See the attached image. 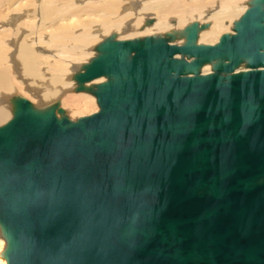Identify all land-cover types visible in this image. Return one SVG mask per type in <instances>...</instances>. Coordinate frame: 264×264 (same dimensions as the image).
<instances>
[{
	"label": "water",
	"instance_id": "water-1",
	"mask_svg": "<svg viewBox=\"0 0 264 264\" xmlns=\"http://www.w3.org/2000/svg\"><path fill=\"white\" fill-rule=\"evenodd\" d=\"M254 5L215 46L196 44L197 24L183 47L102 41L74 76L100 112L75 124L56 105L13 101L0 127L7 264H264V0Z\"/></svg>",
	"mask_w": 264,
	"mask_h": 264
},
{
	"label": "bare ground",
	"instance_id": "bare-ground-1",
	"mask_svg": "<svg viewBox=\"0 0 264 264\" xmlns=\"http://www.w3.org/2000/svg\"><path fill=\"white\" fill-rule=\"evenodd\" d=\"M143 1L0 0V127L12 120L17 98L31 99L36 110L56 105L64 111L62 117L56 115L57 119L73 124L83 115L97 110L94 114H98L95 97L87 91L76 92L74 76L82 72L97 45L110 37L129 41L132 37L171 35L174 39L168 44L183 47L185 28L197 24L203 28L198 30L196 44L215 46L231 26L234 35V24L256 8L255 0ZM261 8L264 12V5ZM238 13V20L233 22ZM150 19L155 20L152 25L139 28ZM122 33L125 36H119ZM173 59L193 60L182 53ZM213 63L204 64L200 74H212ZM242 71H247L245 64L234 73ZM105 81L101 77L84 86L94 87ZM1 236L0 229V264H7V243Z\"/></svg>",
	"mask_w": 264,
	"mask_h": 264
},
{
	"label": "rangeland",
	"instance_id": "rangeland-1",
	"mask_svg": "<svg viewBox=\"0 0 264 264\" xmlns=\"http://www.w3.org/2000/svg\"><path fill=\"white\" fill-rule=\"evenodd\" d=\"M148 1H149V0H144V1L142 2V4H143L144 2H148ZM140 6H141V4H140ZM136 10H139V7H138ZM148 16H149V18H151V17L153 18L152 15H148ZM239 16H240V14L238 13L236 19H234L233 22H236V21L238 20ZM153 19H154V18H153ZM153 19H150V20L152 21L151 24H146L147 22H145V24H142L139 28H141L143 25H144V26L152 25V24L155 22V20H153ZM129 21H130V19H129ZM233 22H232V23H233ZM232 29H233V28H232V26H231V31H230V32H229V31H226V32H224L223 34H224V35H226V34H227V35H232ZM124 30H125V29H124ZM223 34H221V35H223ZM115 36H116V35H115ZM115 36H114V37H115ZM119 36H122V37H123V36H125V34L122 33V34H120ZM134 38L136 39L137 37H132V39H134ZM144 38H145V37H144ZM132 39H131V40H132ZM138 39H143V38L138 37ZM114 40H116V39H114ZM119 40H123V39H119ZM116 41H117V40H116ZM87 49H88V48H87ZM94 51H95V50H94ZM94 51H93L94 55L92 56V58H90V59L88 60L87 63H89L94 57L97 56L96 51H95V52H94ZM82 63H85V62H82ZM93 98H94V97H93ZM95 99H96V98H95ZM28 100H29V102L31 101V99H28ZM31 102H32V101H31ZM98 108H99V107L97 106V109H98ZM96 112H98V110L95 111L94 113H96ZM94 113L87 114V115H83V116L80 117L79 119L84 118V117H88V116H90V115H92V114H94ZM56 115L61 116V115H59V114H57V113H56ZM61 117H62V116H61ZM1 237L3 238V236H1ZM4 240H5V239H4Z\"/></svg>",
	"mask_w": 264,
	"mask_h": 264
}]
</instances>
